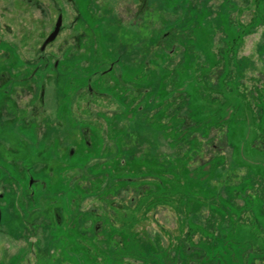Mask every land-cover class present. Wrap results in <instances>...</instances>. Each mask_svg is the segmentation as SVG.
<instances>
[{
    "label": "rangeland",
    "instance_id": "obj_1",
    "mask_svg": "<svg viewBox=\"0 0 264 264\" xmlns=\"http://www.w3.org/2000/svg\"><path fill=\"white\" fill-rule=\"evenodd\" d=\"M105 1H77L82 15L74 28L76 14L65 0L51 1V19L45 16L46 0H0V40L7 47L2 55L23 58L25 63L13 64L11 72L33 73L30 84L36 89H31L34 102L29 94L20 97L25 115L7 101L14 119L8 123L6 111L0 118L8 126V142L0 147V165L6 172L0 178L8 187L12 182L23 187L13 199L18 219L11 224L12 236L0 235V264H111L113 244L100 218L111 211L90 190L103 179L96 172L107 167L113 171L117 159L134 170L141 165L145 171L138 174L157 179H136L146 186L130 185L116 197L108 196L120 204L117 217L131 224L146 247L145 259L133 250L129 264H172L166 253L176 256L177 241L188 231L180 220L189 217L204 225L209 216L211 195L201 200L204 205L193 202L189 216L183 207L178 214L175 202L153 207V199L150 203L149 197L143 198L151 195L147 192L154 181L165 183V173L172 179L177 170L188 169L189 178L203 179L198 189L210 185L221 192L223 206L232 195L231 189L223 194L220 189L227 177L240 194H248L251 177L264 179V104L253 97L258 89L264 93V25L249 35L243 27L258 15L255 0H151L149 11L141 15V0ZM56 4L65 13L63 30L41 54L57 20L52 10ZM171 30L190 36L164 54L159 40ZM82 32L90 49L81 57L77 44L83 40L77 38ZM65 55L66 76L52 74L40 63L42 56L54 63ZM111 61L115 69L104 76ZM89 82L92 96L86 91ZM42 83L44 106L37 100ZM84 128L90 132L89 142L80 135ZM207 176L211 179L205 181ZM33 180L31 194L26 187ZM167 192L160 187L162 199ZM251 197L254 207L263 205ZM142 198L152 207L146 220L144 209H124H134ZM263 210L241 213L251 225L227 220L218 230L224 235L226 228L230 233L234 227L239 242L264 248ZM123 223L116 222V228ZM86 236L97 240L89 242ZM198 238L192 240L196 248Z\"/></svg>",
    "mask_w": 264,
    "mask_h": 264
},
{
    "label": "trees",
    "instance_id": "obj_2",
    "mask_svg": "<svg viewBox=\"0 0 264 264\" xmlns=\"http://www.w3.org/2000/svg\"><path fill=\"white\" fill-rule=\"evenodd\" d=\"M254 2L257 6L258 15L254 19V21L250 23L249 26H243L244 28L248 27L249 33H246V31L244 32L247 35L251 34L254 28L264 25V0H255ZM230 21H232V19L229 18V24L234 25V23ZM189 36L190 35H188V33L186 32H177L175 30H171V32H168L167 35H164V46L162 47V51L164 52V54H166L165 52L167 49L173 48L175 44L179 45L180 40H188ZM190 51V47L188 49L186 48V52ZM255 92L257 91L254 90V93ZM253 97L258 99L259 104H264V93L262 95L259 89L257 92V96L254 95ZM181 110H184V107H182ZM137 112L139 113V111ZM185 157H188V155H186ZM213 160L214 158L210 163L213 164ZM114 164L115 166L113 171L108 167L105 168L106 170H99V172L95 171L96 175H101L103 179H98L93 183V187L91 188L90 193L96 194L98 199L104 202L103 208H107L111 211V214H107L105 212L100 216V218L103 219L105 223H107V228L103 229L105 233L107 232L106 239L107 241H110L111 244H113V251L111 252L109 262H111V264H113V262H115V264H129L132 256L131 251H136L135 253L139 254L140 257L143 258L142 260H144L146 247L145 245L140 243L141 241H139V237H137L136 233L131 230V224H129V222H126V220H121L119 217H117L116 209L117 205H119L118 207H120V204L111 202L108 196L112 195L116 197L121 190H125L126 187H129L130 185L134 186L135 188H142L146 186L143 181L136 182V179H157L154 176L145 177L141 174H138L137 172H140L143 168L141 165L138 167V170H134L129 165V162L127 163V161H125V163H123L121 159H117ZM97 167L101 169L102 165H98ZM98 168H96V170H98ZM124 170L129 171L128 173H124ZM142 171L144 172L145 170ZM177 171L179 173L176 175L169 174L172 179L167 177V174L165 173L163 175V177L166 179L165 183L162 181H154V184H151V188L147 192H150L151 195L146 194V196H144L143 198L149 197V199H151L150 203L153 199V202L155 201L153 207H156L160 203L164 204L169 201L175 202L176 212L178 213L179 210H181V207H183L184 209H182V212H185V214L189 216L190 211L188 210L190 209V206L193 202L198 201L199 203L204 205V201L201 200L211 195V198H208L209 216L206 218L204 225H197L189 217H187L184 222L182 219L180 220V222L182 221V224L184 223L188 231L185 233L184 239L179 238V240L177 239L178 241L176 240L179 243V245L176 246L177 249H175L176 256L171 257L168 253H166V260L170 261L172 264H264V248H261L260 246L252 243L239 242L233 234L234 227L230 229V233H227L228 229L226 228V232L224 235L221 233V231L219 232L218 230V227L222 225V221L227 220L228 223L234 222V224L236 223V225H251L249 220L244 221L242 219L241 213L246 212V210L251 212L257 207H261V209L264 207V179L257 175L251 177L248 183L249 187L246 188V190H249L248 194H245L247 193V191H244L243 194H240L239 190H237V186H232L229 181L231 179L227 177V179H224L223 182V185L225 184L224 188L220 189L222 191V194L224 189H231L232 195H228V197L226 198V201L229 204L227 206H223L221 204L224 203L222 201L223 197H219V193L221 192L218 191L217 188H213L208 185L206 190H201L200 188L198 189V187L201 186V182L203 181V179L193 180V178H189L188 176H190L192 172L188 169H180ZM209 179H211V176H207L205 178V181ZM104 183L105 186L103 185ZM147 183L150 184V182L148 181ZM160 187H162V189H164L165 191H168L163 199L161 196L162 193H160ZM251 194L253 195V197L258 198L260 202L263 203V205L254 207V204L249 200L250 198H252ZM143 198L137 203L134 209L127 206H124V209L129 211L144 209L142 220H146L147 213L151 210L152 207L148 205L147 200ZM239 198H241V200L245 203L244 206H240L237 203V199ZM247 200L249 201L247 202ZM79 201H81V198L79 199ZM262 213L264 214V210ZM116 222L124 223L121 227H119V229H117L115 224ZM104 231H102V233ZM196 235H199V245H197L198 248L194 247L196 245L192 243V240L195 239ZM116 236L119 237L118 241H116ZM86 240L93 243L97 239L96 237H93L89 240L86 236ZM144 242L146 243V241ZM85 252L89 255L92 254L89 249L85 250ZM97 255H99V252ZM174 258L177 259L174 260Z\"/></svg>",
    "mask_w": 264,
    "mask_h": 264
},
{
    "label": "flooded vegetation",
    "instance_id": "obj_3",
    "mask_svg": "<svg viewBox=\"0 0 264 264\" xmlns=\"http://www.w3.org/2000/svg\"><path fill=\"white\" fill-rule=\"evenodd\" d=\"M51 1L52 0H46L47 4L45 3L46 9H47V12L45 10V16L46 17L48 16V18H50V19H51V6H52ZM77 1H79V0H65V2L69 6H71L72 10L76 14V16H75L76 20H75V23L73 25L74 28L77 25V22L80 20L79 17L82 15L80 10L78 9ZM99 1L101 3H102V1L107 2L105 0H99ZM150 1L151 0H141V5L139 7L138 14H140V15L146 14V12L149 11L148 8L150 5ZM102 9H103L104 13H107V11L109 12L107 5L103 6ZM52 10H53L54 15L57 16V20H56V23L54 24V28H53L52 32L54 31L55 26H56L59 18L61 17L62 18V26H61V30L59 32V34H60L61 31L63 30V21H64L63 16L65 15V13L61 9V7H58L57 4ZM152 11L155 12V8ZM77 18H79V19H77ZM51 33L48 35V37L51 35ZM165 35H167V34H165ZM163 38H164V36H162L159 40L160 41L159 45L161 47V50H162V47L164 46V44H163L164 39ZM46 39L44 40V42L42 43V46L40 48L41 54H44L46 48L50 44L53 43V42L49 43L43 49V45H44ZM77 39L83 40L82 42H78V44H77V47L81 51V57H82V55L85 52H88L90 48L85 43L86 41H85V36H84L83 32L79 35V38H77ZM5 49H7V47L4 46V42L1 39L0 40V96H1V100L3 102L0 104V112H2L0 118L2 117L3 111H6V118H8L7 122L9 123V122L13 121L14 117L11 115L9 116V114H8L9 111L7 110L9 108V103L6 105V102L8 101V102L12 103V106H13L12 108H15L17 111H22L25 115V113H26L25 110L23 108L20 109V106H19V102L21 101L20 97H22V96L26 97V96L31 95L32 96L31 102H34L35 101L34 100L35 95L33 93H35V91L33 92L32 90H36V89H33L32 85L30 84L31 76L34 75L33 73L25 76L22 73H15V72L12 73L11 72V70H12L11 66H13V64L15 66L17 64L20 65L24 62V60H23V58H20L17 56L12 57V59H11V57L9 59L5 58L2 55L5 52ZM61 52H63V54H64L65 51H61ZM79 56H77V57H79ZM11 60H12V62H11ZM51 61L52 60L50 58L43 57V56L40 57V63H42V62L44 63V66L47 67L48 72L55 74V75H57V74L64 75V76L68 75L67 72L69 70H68L66 55L63 56V59L60 58L59 60H56L54 63H52ZM10 63H11V65H10ZM27 64H31V63L27 62ZM114 69H115V62L111 61L110 68H108L107 71L106 70L103 71L104 76H106L105 74L108 75L109 73L113 72ZM23 70H24V68H23ZM7 76H8V78H7ZM89 81H90V79H89ZM90 83L91 82H89L86 85V91H87L88 95L92 96L95 91L90 86L91 85ZM45 91H46L45 83H42L40 86V92H39L38 97H37V100H38V103L40 106H44ZM4 101H5V104H3ZM7 128H8L7 125H3V122H0V147L2 146L3 143L8 142L7 138H6L7 135H4V134H6ZM89 134H90V132L87 128H84L83 130L80 129V135H83L82 140H84V142H89V138H90ZM6 149H7L6 151H11L12 147L10 149L9 148H6ZM68 153L70 156H72L74 154V150L70 149ZM2 154H3V151H2V149H0V158L2 157ZM5 172H6V170L3 167H1V165H0V175H4ZM4 182L0 178V235L5 234V235L12 236V233H11L12 225L11 224H13V221H14L13 219H18V215L14 211L13 205H15V202L13 201V199L15 197V193L17 192V190H21L20 188L23 189V187L18 186L16 183H13V182H12V184H10L11 186L8 187L6 184H4ZM34 187H35V181L33 180L32 184L30 186L27 185L26 190L32 194L31 191H32V189H34ZM22 194H25V190L22 191ZM57 216H58L57 221H58V223H60L59 214H57Z\"/></svg>",
    "mask_w": 264,
    "mask_h": 264
},
{
    "label": "water",
    "instance_id": "obj_4",
    "mask_svg": "<svg viewBox=\"0 0 264 264\" xmlns=\"http://www.w3.org/2000/svg\"><path fill=\"white\" fill-rule=\"evenodd\" d=\"M61 26H62V18L60 17L56 26H55V29L54 31L51 33V35L46 39L44 45H43V49L49 44V43H52L56 38L57 36L59 35V32L61 30Z\"/></svg>",
    "mask_w": 264,
    "mask_h": 264
}]
</instances>
